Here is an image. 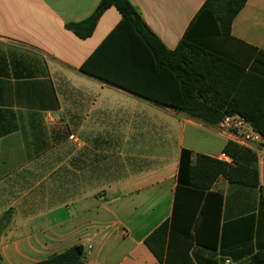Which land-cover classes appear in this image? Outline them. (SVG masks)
Segmentation results:
<instances>
[{
    "label": "crops",
    "instance_id": "1",
    "mask_svg": "<svg viewBox=\"0 0 264 264\" xmlns=\"http://www.w3.org/2000/svg\"><path fill=\"white\" fill-rule=\"evenodd\" d=\"M101 1L0 0V264H34L77 245L80 264H197L196 228L214 232L218 264H248L264 252V151L260 186L220 177L211 191L221 206L200 223L204 197L177 194L182 150L218 159L229 140L218 124L81 73L121 15L105 10L85 39L67 24ZM129 1L175 50L207 0ZM214 39L211 51L254 69L264 0H248L230 36ZM173 217L161 262L145 241Z\"/></svg>",
    "mask_w": 264,
    "mask_h": 264
},
{
    "label": "trees",
    "instance_id": "2",
    "mask_svg": "<svg viewBox=\"0 0 264 264\" xmlns=\"http://www.w3.org/2000/svg\"><path fill=\"white\" fill-rule=\"evenodd\" d=\"M247 1L207 0L197 29L193 23L175 50L163 45L129 0H102L86 20L69 23L67 28L85 39L92 35L104 11L116 8L120 22L82 65L81 73L211 124H219L225 115H238L264 139V50L256 49L254 69L247 70L209 49L215 37L230 36L233 21ZM190 34L196 41L192 42ZM223 153L232 159L231 164L188 149L181 153L177 194L190 190L204 197L200 223L212 203L215 209L221 206L222 196L211 191L220 177L230 183L260 186L257 152L229 141ZM174 220L165 221L145 241L161 262L175 230ZM195 230L196 241L204 245L194 252L196 263L218 264L214 232L209 229L204 238ZM207 241L213 245L207 246ZM85 259L84 248L77 245L34 264H80ZM248 264H264V252L253 255Z\"/></svg>",
    "mask_w": 264,
    "mask_h": 264
},
{
    "label": "built area",
    "instance_id": "3",
    "mask_svg": "<svg viewBox=\"0 0 264 264\" xmlns=\"http://www.w3.org/2000/svg\"><path fill=\"white\" fill-rule=\"evenodd\" d=\"M218 131L223 136L227 137L229 141L235 142L242 147L253 150L259 154L264 151L263 137L255 132L251 125L242 117L238 115H225L222 121L218 124ZM74 139V136L71 137ZM219 160L232 163V159L226 154H220ZM226 261V264H229Z\"/></svg>",
    "mask_w": 264,
    "mask_h": 264
},
{
    "label": "rangeland",
    "instance_id": "4",
    "mask_svg": "<svg viewBox=\"0 0 264 264\" xmlns=\"http://www.w3.org/2000/svg\"><path fill=\"white\" fill-rule=\"evenodd\" d=\"M262 148H264V145L262 146Z\"/></svg>",
    "mask_w": 264,
    "mask_h": 264
}]
</instances>
